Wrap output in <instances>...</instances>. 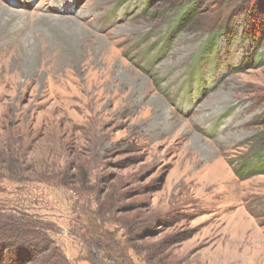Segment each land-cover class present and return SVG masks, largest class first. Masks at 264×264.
<instances>
[{
    "label": "rangeland",
    "instance_id": "1",
    "mask_svg": "<svg viewBox=\"0 0 264 264\" xmlns=\"http://www.w3.org/2000/svg\"><path fill=\"white\" fill-rule=\"evenodd\" d=\"M182 1L0 0V144L80 175L3 179L0 204L72 264H264V172L239 175L264 145V10L206 0L225 28L197 58Z\"/></svg>",
    "mask_w": 264,
    "mask_h": 264
},
{
    "label": "trees",
    "instance_id": "2",
    "mask_svg": "<svg viewBox=\"0 0 264 264\" xmlns=\"http://www.w3.org/2000/svg\"><path fill=\"white\" fill-rule=\"evenodd\" d=\"M205 1L183 0L180 3H174L173 32L184 27H191L198 32L203 31L202 35L207 34L208 36L204 48L200 49L197 58L203 57L207 51L214 52L216 35L223 34L222 30L225 28V25L224 27L215 26L216 24H211V20L207 21L202 17ZM254 2L257 6L255 9L264 10V0H254ZM250 16L254 18L255 15L250 14ZM204 57L207 58V56ZM196 62L199 63L198 59L195 60ZM254 63L256 62L254 61ZM195 66H193V70L198 73L199 68ZM25 148L24 146L23 149V144L21 146L14 145L12 140L0 144V181L8 178L18 182L39 181L63 187L75 186L79 181V172L71 171L74 167L79 169L78 166L67 167L65 170L53 173H50V169L47 168L43 171H36L33 165L27 163L28 156ZM252 149H254V155L244 161L240 171L246 172L247 175L240 173V176L249 177L258 174V172H264V145L262 146L259 142L256 147L253 145ZM20 215L18 212L10 211L9 205L5 202L0 204V244L9 250V253L4 255V258L9 259V264H72L54 246L53 241L47 235L49 228L45 227L44 223ZM104 254L106 255V251ZM0 255L3 253L0 252Z\"/></svg>",
    "mask_w": 264,
    "mask_h": 264
}]
</instances>
